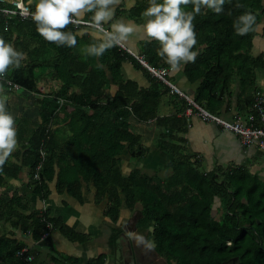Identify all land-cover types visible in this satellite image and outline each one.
<instances>
[{"label":"trees","instance_id":"16d2710c","mask_svg":"<svg viewBox=\"0 0 264 264\" xmlns=\"http://www.w3.org/2000/svg\"><path fill=\"white\" fill-rule=\"evenodd\" d=\"M123 6L121 0L113 21L127 16L144 22L141 14L148 0H135L130 9ZM31 8L35 10V5ZM185 10L190 11L191 5ZM245 12L256 16L255 30L237 36L233 22ZM85 15V20H90L92 14ZM194 25L198 43L193 50L199 54L194 63L183 66L190 83L200 80L193 101L210 110L225 95L230 98L237 81V96L250 108L260 93L254 70L264 68V48L253 54L255 38H264V0H225L222 13L202 10ZM83 28L69 24L64 31L76 33ZM82 33L77 35L75 47H58L37 33L32 20L0 17V37L24 53L21 66L10 68L5 78L30 92H38V86L47 81L59 82L37 99L39 122L20 117L15 155L22 158L19 163L8 158L0 172V189L6 184L5 177L17 178L25 167L29 185L40 201L48 198L54 182L56 193H66L80 204L83 187H92L94 203L106 201L103 215L113 224L119 221L122 206L138 208L135 227L147 230L154 251L173 264H222L233 256L238 257V264H264V177L259 171L234 164H215L207 170L199 158L187 154L182 137L160 133L156 142L170 156L163 164L170 174L160 177L156 171L148 173L137 167L124 174L120 159L124 151L137 159L148 152L141 135L122 126L130 116L140 122L154 120L159 127L177 124L178 131L185 130L184 117L157 116L160 95L173 93L170 87L118 46L99 58L88 56L84 49L98 41L87 31ZM158 49L157 42L146 39L136 53L154 68L168 67L157 55ZM126 61L151 76L149 90L123 76ZM0 85L8 89L4 82ZM67 108H71L68 114ZM63 134L64 139L60 138ZM36 173L38 178H34ZM30 208L29 198L17 191L7 199L0 195V221L29 233L35 242L54 230L71 242L90 239L62 218L50 216L49 209ZM116 235L117 231L111 230L109 246H114ZM25 247L24 241L0 233V264H48L28 248L19 255ZM49 249L48 258L54 264L79 263L78 258L59 253L54 247ZM31 254L32 260H25ZM106 259V254H100L87 264H106Z\"/></svg>","mask_w":264,"mask_h":264},{"label":"crops","instance_id":"0c3cea01","mask_svg":"<svg viewBox=\"0 0 264 264\" xmlns=\"http://www.w3.org/2000/svg\"><path fill=\"white\" fill-rule=\"evenodd\" d=\"M127 2L130 1L123 0L124 9H130L135 3V0L130 2L128 6ZM85 17L86 15H84L83 20L86 19ZM113 19L105 24L104 27L109 25L110 29V25L112 23L122 19L130 21V23L134 26V30L138 34H133V36H130L128 40L124 42L127 44L129 43L128 45H130L131 48L125 45L126 47L136 52L139 48L140 42L147 39L142 31L143 29L139 27V25L143 22L137 23L127 16H122L116 21H113ZM83 31L87 30L83 28L79 32ZM132 43H134L135 47L131 46ZM263 48H261V50ZM122 73L125 78L137 82L140 88L149 90L152 86L153 82L150 78L151 76L149 77L142 71L134 68L129 61L122 64ZM254 73L257 90L264 93V68H256ZM168 78L170 79V83L175 85L181 94L186 95L193 101L197 88L200 84V80L190 83L183 74V68L179 72L173 73L171 71ZM47 82H49V84H46ZM47 82L38 86V92H30L19 87L17 89L9 90L8 93V89L0 85L3 87V93H0V95H5L7 97L6 109L13 115L16 122L15 127H17V123L21 116H24L33 122H39L38 107L36 103L37 99L46 93L49 88H55L58 86L55 82ZM159 87L162 90H165L161 84H159ZM114 90L115 87L112 88V91ZM181 94L175 93L174 91L173 93L165 92L164 94H161L157 107V116L169 117L171 115H175L178 119L184 117V131H178L175 129L178 128L177 124H174L173 127H159L156 125L154 120L140 122L133 116H130L122 124V126L129 131L141 135L142 143L148 147V152L143 157V161L141 162L139 169L148 172L150 169L157 168V166H151L158 165L160 162L164 164V162L169 160L170 156L162 150L161 144L156 142V136L160 133H164L167 136L176 133L177 136L182 137L185 140L187 154L199 158L207 170L212 168L215 164L222 166L229 164L245 165L250 166L254 171H259L260 175L264 177L263 151L255 145L243 146L234 134L223 130L220 126L212 122L202 120L196 115L194 110L190 113L187 112L189 103ZM237 95L238 82L236 81L234 83V91L232 92L230 98L225 95L219 105L213 106L210 110H207L226 120H234L237 116L242 119H246L249 108L247 109V106L244 105L243 101H241ZM180 98H183L186 101V104L183 99ZM70 110L71 108H67L66 113L68 114ZM63 114H60V116ZM65 136L66 135L63 134L60 138L64 139ZM17 149L18 144L16 150ZM16 150L10 157L12 158V161L19 163L22 156L19 154L17 157L15 155ZM120 159L122 170L124 174L127 175L129 171L133 169L132 166L134 164V160L126 151L121 154ZM5 181L6 184L0 189V195L4 199H7L13 192L17 191L19 194L25 195L29 198L31 206L30 210L47 208L50 210V216L62 218V221L65 224L79 233L89 235L90 239L84 243L71 242L62 236L58 231L54 230L49 231L39 241L35 242L31 239L29 233L23 234L19 229L11 226L9 222L5 221L0 222V227H2V223H4L7 231H2L0 233L6 234L7 236H13L18 240L24 241L27 248L33 251H40V248L44 249L47 252V256L50 253L49 248L54 247L59 253L78 258V264H87V261L90 258H94L100 254L110 255L111 251L109 248L111 246H109V244H107L108 246H105L100 235L101 233L105 234L108 230L105 223L108 222L109 224H112V222L103 215L106 207V201L99 204L94 203V190L92 187H90L91 190L86 189L85 186L83 187V203L80 204L76 199L70 197L66 193H56L54 182L50 184L51 192L48 198L45 201H40L39 198L33 194L32 187L29 185L28 169L25 167L19 172L17 178L5 177ZM122 215L123 214L121 213V216ZM111 230L113 229L110 227L107 237L110 236ZM124 234L126 236L125 232ZM42 261H46L48 263L47 260ZM109 261L111 264V256H107L106 264H109Z\"/></svg>","mask_w":264,"mask_h":264},{"label":"clouds","instance_id":"9594fccd","mask_svg":"<svg viewBox=\"0 0 264 264\" xmlns=\"http://www.w3.org/2000/svg\"><path fill=\"white\" fill-rule=\"evenodd\" d=\"M121 0H38L31 19L36 25L37 33L49 43L58 47L73 48L77 44V35L82 32L64 31L69 24L85 25V29L98 43H92L84 49L88 56L101 57L104 53L128 40L134 31L131 23L116 21L110 29L104 27L113 19L115 8ZM191 5V10L186 11ZM225 0H148V7L141 16L144 22L139 25L143 29L148 42L159 44L157 55L175 73L182 70L187 63H194L198 51L194 20L202 10H211L216 14L224 11ZM236 7H242L237 4ZM91 18L84 21L85 14ZM256 16L245 12L233 22L237 36H245L255 30ZM24 53L14 49L0 37V80H3L10 68H19ZM103 67V65H99ZM0 93L3 87L0 86ZM5 95H0V172L8 158L17 148V129L15 119L6 109ZM151 231V229H150ZM128 240L145 252L155 250L153 241L134 231L126 232Z\"/></svg>","mask_w":264,"mask_h":264},{"label":"built area","instance_id":"2783aa9c","mask_svg":"<svg viewBox=\"0 0 264 264\" xmlns=\"http://www.w3.org/2000/svg\"><path fill=\"white\" fill-rule=\"evenodd\" d=\"M34 12L31 8L30 0H0V17L5 20H9L12 18H17L21 20H32L31 14ZM86 21V20H84ZM85 26L84 24H80ZM120 49L133 56L143 67H145L152 76L156 77L161 82L167 84L172 91L175 93L181 94L179 89L170 83L168 80V75L171 72L169 67H160L154 68L150 66L144 59V57L136 52L132 51L122 42L118 45ZM4 82V84L8 87V89H17L18 85L12 83L11 81L4 78L0 80V82ZM185 97V99L189 103V108L187 112L195 111L196 115L199 116L202 120L206 122H212L218 126H220L223 130L234 134L239 142L243 146H257L260 150L264 151V93H257L254 97L253 103L249 108L247 113V118L242 119L237 116L234 120H226L221 118L218 115L212 114L202 107L198 106L194 101L188 98L186 95L181 94ZM257 120V124L255 121ZM41 166V162L36 166V170H38ZM34 178H38L37 173L34 175ZM45 236V234L43 235ZM27 248H22L21 251L18 252L21 255L23 252H26ZM25 260L31 261L32 256L29 255L25 258Z\"/></svg>","mask_w":264,"mask_h":264},{"label":"rangeland","instance_id":"374dc122","mask_svg":"<svg viewBox=\"0 0 264 264\" xmlns=\"http://www.w3.org/2000/svg\"><path fill=\"white\" fill-rule=\"evenodd\" d=\"M130 2L134 1V0H128ZM31 2V5L32 4H36L38 2V0H30ZM130 2H127V6L130 4ZM122 21L124 22H128L130 23V21L128 20H125V19H122ZM261 28V26L259 27ZM143 31V30H142ZM133 34H138L136 33V31L134 30L132 35ZM255 44L254 45V48H253V52L254 53H258L261 48L264 47V38L263 37H257L255 38ZM125 43V42H124ZM129 44V43H128ZM127 43H125V45H127L129 48L130 45H128ZM131 46L135 47L134 46V43L131 44ZM169 79V78H168ZM170 80V79H169ZM55 83L59 84V82L55 81ZM43 84V83H42ZM46 84H49V82H47ZM134 160V164H133V168L137 167V168H140L141 166V162L143 161V158H133ZM162 162H160V164L158 163V165H155V166H151V167H156L157 168H154V169H150L148 171V173H153V172H158L159 176L160 177H165L166 175L170 174L171 170L168 168H164L163 167V164ZM121 210H122V216L120 217L119 221L115 224H109L108 222L105 223L106 227H108L107 229L109 230V228L111 227L112 229H115L117 231V238L115 240V243H114V246H111L109 248V250L111 251L110 252V255H107V256H111V260L112 262L115 264H120L121 262V257L124 255V256H127L129 255V251H128V238L127 236H125L124 232H128V231H134V232H137L138 234H141L143 236H145L147 238V230H137L135 228V221L137 219V217L139 216V209L138 208H135V209H132V210H129L127 209L125 206H122L121 207ZM1 222V221H0ZM2 227H0V232H6L7 231V228L6 226H4V223H2ZM106 231V233H101V239H102V242L103 244L106 246L108 243H109V239H110V236L107 237V234L109 233V231ZM111 235V234H110ZM148 239V238H147ZM108 246V245H107ZM136 246V245H135ZM35 252L38 253V258L39 259H42V260H47L48 261V264H53L52 262H50L48 256H47V252L44 250V249H41L40 248V251L39 250H36ZM154 254L157 256L158 254L153 251ZM31 256L33 257V255L31 254ZM127 258V257H126ZM111 262V264H112ZM110 264V261L108 262Z\"/></svg>","mask_w":264,"mask_h":264},{"label":"flooded vegetation","instance_id":"af4514ba","mask_svg":"<svg viewBox=\"0 0 264 264\" xmlns=\"http://www.w3.org/2000/svg\"><path fill=\"white\" fill-rule=\"evenodd\" d=\"M127 242H128L127 247H128L129 255L127 256L123 255L121 257L120 264H173V262L168 261L166 258L160 255L156 256L153 251L145 252L143 248L135 246V243L133 241L129 240ZM234 257L236 256L230 257L225 261L229 260L228 264H238L239 263L238 257H236L237 260H233L232 258ZM112 264H115V263H112Z\"/></svg>","mask_w":264,"mask_h":264},{"label":"water","instance_id":"95a60500","mask_svg":"<svg viewBox=\"0 0 264 264\" xmlns=\"http://www.w3.org/2000/svg\"><path fill=\"white\" fill-rule=\"evenodd\" d=\"M233 260H237L236 257L232 258ZM229 261V260H228ZM228 261L223 262L222 264H228Z\"/></svg>","mask_w":264,"mask_h":264}]
</instances>
